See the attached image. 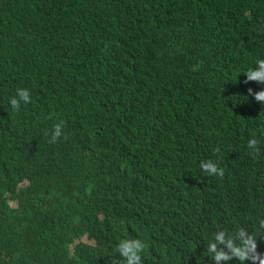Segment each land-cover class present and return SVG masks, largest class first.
I'll use <instances>...</instances> for the list:
<instances>
[{"label":"trees","instance_id":"16d2710c","mask_svg":"<svg viewBox=\"0 0 264 264\" xmlns=\"http://www.w3.org/2000/svg\"><path fill=\"white\" fill-rule=\"evenodd\" d=\"M257 59L264 0H0V264H121L123 239L215 264L239 228L264 253Z\"/></svg>","mask_w":264,"mask_h":264},{"label":"clouds","instance_id":"9594fccd","mask_svg":"<svg viewBox=\"0 0 264 264\" xmlns=\"http://www.w3.org/2000/svg\"><path fill=\"white\" fill-rule=\"evenodd\" d=\"M245 80L243 83L255 82L264 85V59H257L255 67L243 72ZM247 94L254 100L264 105V89L254 91L247 89ZM31 102V93L26 88H18L16 94L9 99V104L14 112H19L21 105ZM64 122L60 121L53 125L51 142H56L63 135ZM247 147L250 150L258 151L257 140L249 139ZM200 169L209 176L223 175V169L212 160H203L199 164ZM264 225V222H262ZM147 245L140 239H123L118 242L115 252L121 258V264H142L141 253ZM257 237L250 234L245 228H239L235 235H229L225 231H218L214 234L212 242L207 245V253L211 255L215 264H228L236 260L239 264H264V253L258 250Z\"/></svg>","mask_w":264,"mask_h":264}]
</instances>
